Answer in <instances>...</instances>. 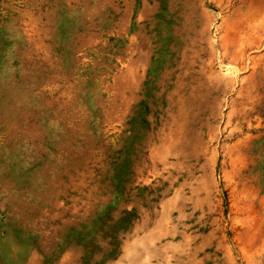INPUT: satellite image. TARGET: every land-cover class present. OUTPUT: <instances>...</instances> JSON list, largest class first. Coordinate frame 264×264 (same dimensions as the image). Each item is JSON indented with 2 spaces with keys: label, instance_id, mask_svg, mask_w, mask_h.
<instances>
[{
  "label": "rangeland",
  "instance_id": "rangeland-1",
  "mask_svg": "<svg viewBox=\"0 0 264 264\" xmlns=\"http://www.w3.org/2000/svg\"><path fill=\"white\" fill-rule=\"evenodd\" d=\"M0 264H264V0H0Z\"/></svg>",
  "mask_w": 264,
  "mask_h": 264
}]
</instances>
